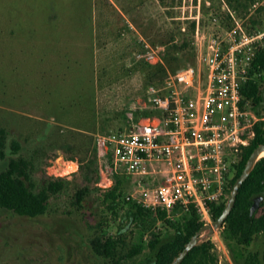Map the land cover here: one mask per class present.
I'll use <instances>...</instances> for the list:
<instances>
[{"label":"rangeland","instance_id":"374dc122","mask_svg":"<svg viewBox=\"0 0 264 264\" xmlns=\"http://www.w3.org/2000/svg\"><path fill=\"white\" fill-rule=\"evenodd\" d=\"M202 1L197 33L196 25L193 29L191 22L176 19L180 0H0V132H7L0 173L10 159L26 157L34 162L36 181L45 176L68 181L40 216L0 208V264H114L94 253L91 239L119 233L131 245H144L134 260L140 264L152 255L154 235L164 241L176 233L173 224L184 215L134 222L130 203L112 206L106 200L96 173L106 163L95 140L98 134L127 129L129 113L148 104L152 86L164 87L179 65L198 62L200 42H207L215 29L214 17L230 23L231 11L249 29L264 27V0H244L247 5L236 11L226 0ZM115 4L132 12L137 31L123 24ZM144 40L155 50L151 60L139 57ZM161 68L167 70L165 80ZM262 76L259 72L255 78ZM260 81L262 100L250 101L264 118V79ZM13 143L21 146L17 154L10 149ZM60 159L77 162L78 171L64 173L56 163ZM236 170L237 165L231 176ZM122 177V199L133 202L128 197L139 177ZM85 186L91 191L82 206L73 204ZM226 195L228 199L230 193ZM207 241L226 244L237 264L221 231ZM263 246L264 237L257 235L244 248L253 253ZM131 262L122 258L119 264Z\"/></svg>","mask_w":264,"mask_h":264},{"label":"built area","instance_id":"2783aa9c","mask_svg":"<svg viewBox=\"0 0 264 264\" xmlns=\"http://www.w3.org/2000/svg\"><path fill=\"white\" fill-rule=\"evenodd\" d=\"M177 9L176 19L195 23L198 33L203 1L180 0ZM230 15V23L214 17L215 29L207 42H200L198 62H187L164 87L148 90V104L132 108L127 129L96 136L106 163L99 170L98 185L104 190L113 186L117 173L138 176L128 197L133 202L169 215L195 212L204 224L213 220L212 206L227 199L234 166L264 123L242 92L258 73L253 64L264 48V27L249 29ZM143 49L139 57L154 58L155 50L145 40ZM139 110L148 114L137 118ZM63 163L76 164L68 173L79 169L77 162ZM212 244L215 264H232L226 244Z\"/></svg>","mask_w":264,"mask_h":264},{"label":"trees","instance_id":"16d2710c","mask_svg":"<svg viewBox=\"0 0 264 264\" xmlns=\"http://www.w3.org/2000/svg\"><path fill=\"white\" fill-rule=\"evenodd\" d=\"M226 1L228 6L235 11L247 5L244 4V0ZM247 1L252 3L255 0ZM191 25L194 29L195 23ZM187 62L190 61H186L184 64L179 65L175 71L185 66ZM253 65L258 73H264V48L256 55ZM159 71L163 74L164 79L167 76V70L161 68ZM155 78H151V81ZM262 79H264V76L260 78V80ZM260 80L253 78L249 80L242 89L246 98L255 103H259L262 100ZM147 114V111H136L137 118ZM6 139L7 132L2 130L0 132V160L6 158ZM260 144H264V129L262 125L256 127V137L252 144L245 150L242 160L237 165L235 175L231 179L229 187L226 190L227 193L231 192L236 179L240 176L252 151ZM10 149L13 150L14 154H17L20 152L21 146L18 143H13ZM33 166V160L26 157H19V159L12 158L8 161L5 170L0 173L1 209L29 217L40 216L47 212L50 198L62 192L68 185V181L64 178L55 179L49 176H45L39 181H36L34 179ZM97 172L99 175L98 169L96 170V173ZM122 176L123 175L118 173L115 174L113 186L106 190V200H112V206L120 205L122 201H124V203H130L129 213L134 222L145 221L151 216H156L158 219L165 220L168 215L166 211H153L142 207L136 202H128V200L122 199L120 192V187L122 183H124V177ZM90 191L91 189L89 186L77 190L74 195L73 204L82 206L86 195L89 194ZM258 195L264 196V157L259 160L241 187L236 204L221 229V233L227 241L233 259L237 264H264V246L260 251L253 253H246L244 248V246L250 245L257 235H262L264 237V200L254 216H250L253 198ZM225 203L226 200L218 205L215 204L212 206L213 219H216L220 215ZM203 225L204 223L200 221L195 212L184 215L182 220L174 222L173 227L176 233L170 239L159 241L155 235L153 236L154 246L152 255H147L140 264H171L176 256L183 250L191 236ZM91 245L96 255L111 260L114 264H119L122 258L133 259V262L130 264H137L136 261H134L135 257L144 250L143 244L131 245L121 233L117 235H96L91 239ZM212 247L213 244L210 241L195 247L182 264H215L211 256ZM123 250H127V252L122 255Z\"/></svg>","mask_w":264,"mask_h":264},{"label":"water","instance_id":"95a60500","mask_svg":"<svg viewBox=\"0 0 264 264\" xmlns=\"http://www.w3.org/2000/svg\"><path fill=\"white\" fill-rule=\"evenodd\" d=\"M264 157V144L258 145L248 158L240 176L236 179L230 195L225 203L220 215L213 220L212 223L204 224L194 235L191 236L189 241L185 244L183 250L176 256L171 264H182L189 253L197 246L203 244L208 239L214 237L216 233L221 231L228 217L230 216L236 201L237 196L244 182L247 180L251 172L260 159ZM264 200L263 195H258L253 198V203L250 208V216L253 217L255 212L260 208Z\"/></svg>","mask_w":264,"mask_h":264},{"label":"crops","instance_id":"0c3cea01","mask_svg":"<svg viewBox=\"0 0 264 264\" xmlns=\"http://www.w3.org/2000/svg\"><path fill=\"white\" fill-rule=\"evenodd\" d=\"M115 6L117 7L121 18H123V22H124L123 24L126 27H128L129 31L130 32H132L133 30L137 31L136 30L137 24L135 20L133 19L132 12L127 10L125 13V11H123L118 5L115 4ZM133 43H134V39H133Z\"/></svg>","mask_w":264,"mask_h":264},{"label":"bare ground","instance_id":"6f19581e","mask_svg":"<svg viewBox=\"0 0 264 264\" xmlns=\"http://www.w3.org/2000/svg\"><path fill=\"white\" fill-rule=\"evenodd\" d=\"M59 164H62L64 167L65 172L64 173H68L71 170H74L76 168V164L75 163H63L62 159L58 160Z\"/></svg>","mask_w":264,"mask_h":264},{"label":"flooded vegetation","instance_id":"af4514ba","mask_svg":"<svg viewBox=\"0 0 264 264\" xmlns=\"http://www.w3.org/2000/svg\"><path fill=\"white\" fill-rule=\"evenodd\" d=\"M264 125V123L262 124V126Z\"/></svg>","mask_w":264,"mask_h":264}]
</instances>
